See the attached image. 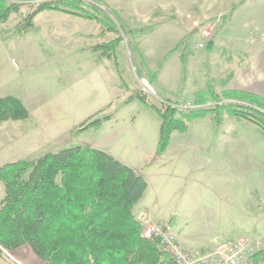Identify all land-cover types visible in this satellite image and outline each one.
<instances>
[{"label":"crops","instance_id":"obj_1","mask_svg":"<svg viewBox=\"0 0 264 264\" xmlns=\"http://www.w3.org/2000/svg\"><path fill=\"white\" fill-rule=\"evenodd\" d=\"M126 1L131 0L112 5L119 9ZM148 3L146 0L144 11L151 8ZM156 4L157 11H193L198 22L220 20L214 36L208 38L209 48L197 49L194 45L190 57L186 52L184 63L178 53L179 62L160 68L155 84L163 97H170L172 89L180 98L189 97L205 90L210 83L217 94L224 90L243 91L264 98V0H156ZM231 10V16L221 24V17ZM4 23H0V96L18 97L30 116L0 125V166L34 158L31 153H36L38 146L40 154L75 146L71 138L78 125L108 115L110 119L99 129H91L98 139L82 140L78 145L109 153L147 181L146 194L133 208L138 221L163 225L174 242L194 250L231 237L229 233L210 231V225L252 221L256 226L246 235L264 249V134L258 131L259 127L227 114L216 127L209 118L195 120L185 132H172L166 150L156 156V148L136 146L135 140L140 143L150 138L158 143L159 116L136 100L127 103L135 90L122 85L123 78L111 59L93 50L94 46L112 40L114 33L95 20L50 10L37 14L32 28L25 33H6ZM12 43L21 46L16 60L9 53ZM38 47L68 53L62 52L60 57L62 71L72 74L57 99L51 100L44 94L22 96L16 88L23 65L28 64L29 71L32 66L36 68ZM118 49L125 57L126 47L120 45ZM70 52L83 54L74 58L76 71L67 62ZM73 72H78V76ZM131 106L135 108L132 113ZM58 111L88 115L78 114V120L64 123L56 114ZM121 118L125 126L117 124ZM137 119L138 127L144 122L150 125L148 132H144L145 126L144 130H133ZM194 128L200 136L191 137L189 133ZM212 154L220 156L219 165ZM213 176L217 183H212ZM3 196L4 186L0 182V200ZM1 264L45 263L24 245L8 252Z\"/></svg>","mask_w":264,"mask_h":264},{"label":"trees","instance_id":"obj_2","mask_svg":"<svg viewBox=\"0 0 264 264\" xmlns=\"http://www.w3.org/2000/svg\"><path fill=\"white\" fill-rule=\"evenodd\" d=\"M25 2H36L18 27L25 33L42 11L95 20L115 37L93 47L112 60L117 73V49L124 33L108 21L98 5L101 0H0V23L18 12ZM98 2V3H97ZM233 10L221 17V24ZM107 18V20H106ZM106 20V21H105ZM180 46L178 43L172 51ZM209 48V45H206ZM185 51V50H184ZM180 60L185 62V52ZM159 72L148 80L154 84ZM122 85L126 86L122 80ZM138 100L160 118L156 156L167 148L172 132H185L191 122L209 118L219 126L224 115L245 119L264 134V98L243 91L217 94L210 83L191 96L190 108L177 100H162L160 107L148 94L134 91L126 100ZM30 113L16 96H0V122L27 120ZM110 116L89 119L77 132L99 129ZM4 196L0 200V264L4 251L28 245L45 264H178L160 247L158 237L145 238L133 208L147 192V181L109 153L89 145H75L18 159L0 166ZM252 264L264 262V249L254 253Z\"/></svg>","mask_w":264,"mask_h":264},{"label":"rangeland","instance_id":"obj_3","mask_svg":"<svg viewBox=\"0 0 264 264\" xmlns=\"http://www.w3.org/2000/svg\"><path fill=\"white\" fill-rule=\"evenodd\" d=\"M86 2H93V0H85ZM104 2H97L98 5L101 7L102 13L105 16H108L109 20L106 18V22H110L112 24H116L121 28L122 33H124V43L121 45L126 47V50L124 52L125 57L122 56L121 50L117 49V62H118V70L121 72V76L124 80V83L127 87H129L131 90H142L148 94L150 102L155 104L156 106L160 107L162 105V100L167 99L170 101H175L176 96H178V99H176L179 102V105L181 108H190V98H180V95H176V91L170 92V97L165 98L161 95L159 92L158 87L156 86V82L154 84L149 83V79L152 77L153 73L156 71H160V68L162 66H167L171 64L173 67V63L179 62L178 59V53L189 51V54L187 57H190V51H192L193 46L196 43L200 41L205 40V32H208V37H213L215 30L220 25V20L216 21V18L210 19L207 22H198L194 18L193 11H172L171 9L165 8V10H156V0H148L149 11H144V5L146 4V0H131L126 1L123 7L119 6V9H114L115 7L112 5L113 3H119L120 0H101ZM168 0H165L167 2ZM36 3V2H34ZM32 2H25L23 5L20 6L18 12H14L10 14L7 21H5V32L10 33L16 31L18 32V27L22 24L23 18L26 16V14L31 10V6L34 5ZM48 11V10H46ZM212 23H214L213 28H211ZM211 28V29H210ZM19 33V32H18ZM198 33V35H196ZM178 43H180L179 48L177 51H172L169 53V49H173ZM136 46H135V45ZM207 44V43H206ZM21 47L20 45L12 43L9 47V53L13 56H15L14 60H16L17 55L21 54ZM197 48V47H196ZM198 49V48H197ZM62 52L59 51V49L55 48H37V61H36V68L34 66L31 67V71L28 69V62H26L27 65H23V69L21 73L19 74V80L16 82V88H18V92L22 94V96L27 95V97H36L38 94H44L48 96L51 100L59 98V92L63 88L66 80H68V77L72 72L67 71V73H64L62 71V64L60 57L62 56ZM68 55V53H65ZM72 54L67 62H69V65L71 66L73 71H76L78 69L76 62L74 61V58L77 56H83V54ZM168 55V56H167ZM145 56V57H144ZM67 62H64L66 64ZM35 64V63H34ZM27 66V67H25ZM161 66V67H160ZM22 67V65H21ZM164 67V68H165ZM34 68V69H33ZM78 76V72H73ZM169 86V85H168ZM172 88H175L172 87ZM174 98V100H173ZM180 98V99H179ZM138 101V100H136ZM140 102V101H138ZM141 103V102H140ZM144 105V104H143ZM186 105H189L187 107ZM145 106V105H144ZM147 107V106H146ZM147 109H151L147 107ZM135 108L134 106H131L129 111L132 113ZM125 112V110H123ZM153 111V110H152ZM35 115V111L33 112ZM60 119H62V122L64 123H70L72 121L78 120L77 116L78 114H87L86 112H62L58 111L56 113ZM127 114V113H126ZM124 116V113L121 114ZM122 119V118H121ZM89 120V119H88ZM87 121V120H86ZM84 121V122H86ZM203 121V120H201ZM83 122V123H84ZM156 125L158 124V121L156 120ZM82 123V124H83ZM6 123H0V125H4ZM76 127L75 132L78 134H73L72 140H74L73 144H80V141H93L95 138L98 139L97 134H94L93 131H91L92 128L84 131V132H77V129L79 126ZM118 125H126V122L122 119L119 120L117 123ZM139 120H136L135 127L133 128L134 131L138 130H144L143 126H145L144 132L149 131L150 125H147V123L144 122L143 126L138 127ZM216 127V126H215ZM199 129V128H198ZM261 131L260 128H258V131ZM131 131V130H130ZM82 135L80 136L79 134ZM137 133V132H136ZM191 137H198L200 134H198V131L196 128L190 132ZM243 135V134H242ZM203 144V143H200ZM135 145L139 146L141 145L144 149H153L157 147V139H148L147 142L143 139L139 143L138 140H135ZM50 146V145H49ZM45 150V149H43ZM41 151L40 147L38 146L36 153L33 154L32 157L39 156V152ZM29 154V155H31ZM211 158H215V160L218 162V165L220 164V156L215 154V156L212 154ZM231 180L232 177H229ZM218 179L216 176H213L212 183H217ZM2 183V182H1ZM230 184H233L234 182L229 181ZM3 185V184H2ZM179 185V184H178ZM182 186V185H181ZM213 203H217L216 199L211 200ZM210 203V202H209ZM140 222V221H139ZM142 229H141V235L144 233V231L149 227L150 225L154 224L156 225L159 230L161 231L160 238V247L163 250L165 244L163 245V240L165 239L168 241L171 245V247L175 249H186L191 252H198L202 249H206L210 247L213 243H211L209 246L202 248V249H189L182 247L178 243L174 242L170 235L166 233V231L163 228V225L156 223V222H145L141 223ZM256 226V224L252 221H246L245 223H237L235 222H228V223H219V224H212L209 226L208 229L217 231L218 233L222 234H228L231 235V237H226L221 239V241L230 240L233 237H237L239 235H246L247 232H250ZM240 237V236H239ZM173 242V243H172ZM6 255V254H5Z\"/></svg>","mask_w":264,"mask_h":264},{"label":"built area","instance_id":"obj_4","mask_svg":"<svg viewBox=\"0 0 264 264\" xmlns=\"http://www.w3.org/2000/svg\"><path fill=\"white\" fill-rule=\"evenodd\" d=\"M212 23L211 28H213ZM210 28V29H211ZM205 40L196 43L198 49H204L208 42V32H205ZM189 107V105H186ZM161 231L152 224L142 234L145 238L160 237ZM173 243V242H172ZM163 250L168 252L178 264H252L251 258L261 250L256 240L249 235H242L235 239L222 242L214 241L210 247L198 252L186 249H173L168 241L163 240ZM8 254L7 251H4Z\"/></svg>","mask_w":264,"mask_h":264}]
</instances>
